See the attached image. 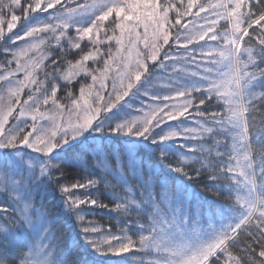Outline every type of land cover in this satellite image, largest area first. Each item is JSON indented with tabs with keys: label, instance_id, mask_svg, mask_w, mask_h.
<instances>
[{
	"label": "snow or ice",
	"instance_id": "obj_1",
	"mask_svg": "<svg viewBox=\"0 0 264 264\" xmlns=\"http://www.w3.org/2000/svg\"><path fill=\"white\" fill-rule=\"evenodd\" d=\"M0 264H264V0H0Z\"/></svg>",
	"mask_w": 264,
	"mask_h": 264
},
{
	"label": "trees",
	"instance_id": "obj_2",
	"mask_svg": "<svg viewBox=\"0 0 264 264\" xmlns=\"http://www.w3.org/2000/svg\"><path fill=\"white\" fill-rule=\"evenodd\" d=\"M208 195H212V194H211V193H208ZM219 199H220L221 202H224L222 197L219 198ZM101 215H102V214H101ZM97 221H98L99 223H106V222H107L106 220H100L98 217H97ZM113 223H116V221H113ZM146 259H147V257H146Z\"/></svg>",
	"mask_w": 264,
	"mask_h": 264
},
{
	"label": "rangeland",
	"instance_id": "obj_3",
	"mask_svg": "<svg viewBox=\"0 0 264 264\" xmlns=\"http://www.w3.org/2000/svg\"><path fill=\"white\" fill-rule=\"evenodd\" d=\"M13 67H14V65H13Z\"/></svg>",
	"mask_w": 264,
	"mask_h": 264
}]
</instances>
